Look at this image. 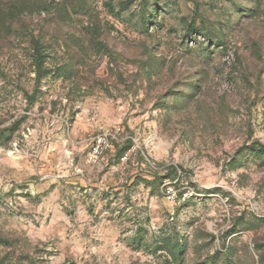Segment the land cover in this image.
<instances>
[{
  "label": "rangeland",
  "instance_id": "obj_1",
  "mask_svg": "<svg viewBox=\"0 0 264 264\" xmlns=\"http://www.w3.org/2000/svg\"><path fill=\"white\" fill-rule=\"evenodd\" d=\"M0 264H264V0H0Z\"/></svg>",
  "mask_w": 264,
  "mask_h": 264
},
{
  "label": "built area",
  "instance_id": "obj_2",
  "mask_svg": "<svg viewBox=\"0 0 264 264\" xmlns=\"http://www.w3.org/2000/svg\"><path fill=\"white\" fill-rule=\"evenodd\" d=\"M99 139V141L96 143V145L93 146L91 152H90V156L91 158H95L97 157V155L99 154V149H100V143L102 144V141Z\"/></svg>",
  "mask_w": 264,
  "mask_h": 264
},
{
  "label": "trees",
  "instance_id": "obj_3",
  "mask_svg": "<svg viewBox=\"0 0 264 264\" xmlns=\"http://www.w3.org/2000/svg\"><path fill=\"white\" fill-rule=\"evenodd\" d=\"M35 50L37 51V49H35ZM40 57H41V56H40ZM40 65H41V64H38V68L40 67ZM41 67H42V65H41ZM40 75H41V74H40Z\"/></svg>",
  "mask_w": 264,
  "mask_h": 264
}]
</instances>
